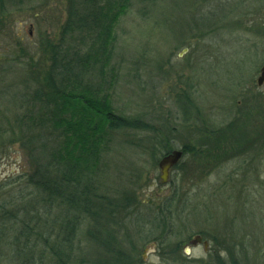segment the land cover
<instances>
[{"label":"rangeland","instance_id":"1","mask_svg":"<svg viewBox=\"0 0 264 264\" xmlns=\"http://www.w3.org/2000/svg\"><path fill=\"white\" fill-rule=\"evenodd\" d=\"M69 8V0H0V264H40V253L51 261L57 210L33 204L36 190L27 178L35 164L11 129L18 134L17 116L31 112L25 99L35 83L45 85L54 46L72 55L90 51L86 37H63ZM113 31L105 74L88 72L86 80H105L101 88L117 113L152 126L113 132L102 155V189L135 192L142 204L123 213L130 236L124 222L115 224L117 239L134 257L127 264H230L221 261L229 256L235 264H264V137L250 132L264 125V84L257 85L264 0H130ZM182 107L192 113L190 122ZM205 126L210 129L197 139ZM188 143L200 153H185L163 183V152ZM161 205L170 209L172 231L156 222ZM25 209L40 211L46 227L39 232L47 241L37 228L29 239L22 235ZM87 228L77 244L99 264L107 252ZM197 234L207 237L208 252L190 244ZM159 235L164 243L151 248ZM230 239L235 248L222 244Z\"/></svg>","mask_w":264,"mask_h":264},{"label":"trees","instance_id":"2","mask_svg":"<svg viewBox=\"0 0 264 264\" xmlns=\"http://www.w3.org/2000/svg\"><path fill=\"white\" fill-rule=\"evenodd\" d=\"M69 1V17L63 28V37L74 33L86 37L90 40V51L85 55L78 52L72 55V49L54 46L45 85L43 81L35 83L36 87L25 99L27 105L30 103L28 111L31 112L28 116H17L18 134L13 127L11 129L15 141L21 140L35 164L34 171L27 178L28 184L36 190L33 204L43 203L44 210H57L50 225L54 235L50 244L51 261H43L44 256L40 253V264H92L84 248L77 244L85 224L88 225V235L93 236L94 244L100 248L98 250L107 252L103 259L100 256L99 264L133 263L134 257L123 244V237L120 235V241L117 239L115 224L124 222L125 234L130 236V227L123 213L128 214L142 204L135 192L120 189L119 193L123 194L114 195L102 189L99 179L101 162L113 132L151 130L152 126L143 118L117 113L110 95L101 88L100 84L105 80L98 84L89 76L91 82L86 80L88 72L98 73L101 77L105 74L104 67L114 40V24L130 0H106V5L101 0ZM183 100L191 105V98L186 93ZM182 109L184 122H190L192 113L185 107ZM230 126L233 128V124ZM209 129L205 126L203 130H197L200 132L197 139ZM171 149L167 147L163 154ZM183 149L186 154L200 153L191 143L185 144ZM179 167L180 163L174 168ZM30 205V208L34 206ZM168 210V206L166 209L161 205L156 211V222L171 230L173 221L171 213L166 214ZM25 212L20 219L22 235L29 239V234L37 228L36 234L47 241L48 234L39 232L46 227L41 224L40 211L32 214L25 209ZM154 240L164 243L165 238L159 235Z\"/></svg>","mask_w":264,"mask_h":264},{"label":"water","instance_id":"3","mask_svg":"<svg viewBox=\"0 0 264 264\" xmlns=\"http://www.w3.org/2000/svg\"><path fill=\"white\" fill-rule=\"evenodd\" d=\"M258 86H262L264 84V65L261 68V74L257 78ZM183 158V151L181 149H174L170 153L164 155L159 161V168L161 170V180L163 183H166L169 179L170 170L176 166L181 159ZM201 235H195L194 238L191 240V245H198L202 242ZM155 243L150 244V247L153 248ZM204 245L207 247L208 242L205 241Z\"/></svg>","mask_w":264,"mask_h":264},{"label":"flooded vegetation","instance_id":"4","mask_svg":"<svg viewBox=\"0 0 264 264\" xmlns=\"http://www.w3.org/2000/svg\"><path fill=\"white\" fill-rule=\"evenodd\" d=\"M261 72V71H260ZM261 74V73H260ZM260 76V75H259ZM258 76V77H259ZM263 116V115H262ZM262 119L264 120V118L262 117ZM261 131H258L257 129L256 130H254L253 128L250 130V132H254V133H256V135H259L260 137H264V125H263V128L262 129H260ZM262 142V141H261ZM178 149H181V148H178ZM173 149H171V151H172ZM182 151H183V153H184V156H185V152H184V149H181ZM170 151V152H171ZM234 154L235 153H233L232 152V154H231V157L232 156H234ZM229 156H230V154H229ZM197 235H201L202 236V242L201 243H199L198 244V246H203L204 247V249H205V251L206 252H208L209 251V249H210V246H209V241H208V239H207V237L204 235V234H197ZM193 238H194V236H193ZM215 239L216 240H218L219 238H216L215 237ZM192 240V239H191ZM205 241H207L208 242V245H207V247L204 245V242ZM211 241V240H210ZM212 242V241H211ZM219 242V241H218ZM228 243H226V241H222V244L224 245V244H228L227 246L230 248V249H232V248H235L236 247V240L235 239H230L229 241H227ZM152 243H155V245H154V247L153 248H156L157 246H158V241H156V240H154ZM221 243V242H220ZM220 245V244H219ZM222 246V245H221ZM223 247V246H222ZM224 248V247H223ZM224 250H225V248H224ZM221 261H223V262H228V263H235L236 262V257L235 256H229V257H227V258H224V257H222V260Z\"/></svg>","mask_w":264,"mask_h":264},{"label":"clouds","instance_id":"5","mask_svg":"<svg viewBox=\"0 0 264 264\" xmlns=\"http://www.w3.org/2000/svg\"><path fill=\"white\" fill-rule=\"evenodd\" d=\"M189 250L188 249H185V252L187 253ZM198 251V250H197ZM153 259H155V257H153Z\"/></svg>","mask_w":264,"mask_h":264}]
</instances>
